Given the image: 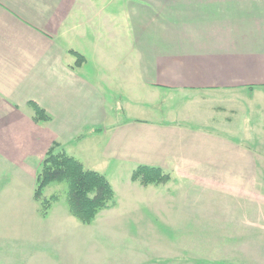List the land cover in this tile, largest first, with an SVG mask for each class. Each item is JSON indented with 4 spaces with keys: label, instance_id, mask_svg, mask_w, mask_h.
Listing matches in <instances>:
<instances>
[{
    "label": "crops",
    "instance_id": "crops-1",
    "mask_svg": "<svg viewBox=\"0 0 264 264\" xmlns=\"http://www.w3.org/2000/svg\"><path fill=\"white\" fill-rule=\"evenodd\" d=\"M254 98L264 99V0H0V203L32 194L56 145L113 178L146 224L198 220L216 225V242L250 240L232 227L253 222L219 199L257 176ZM254 120L259 133L247 131ZM138 167L168 179L143 186Z\"/></svg>",
    "mask_w": 264,
    "mask_h": 264
},
{
    "label": "rangeland",
    "instance_id": "rangeland-1",
    "mask_svg": "<svg viewBox=\"0 0 264 264\" xmlns=\"http://www.w3.org/2000/svg\"><path fill=\"white\" fill-rule=\"evenodd\" d=\"M254 100V105L264 106V99ZM117 111L118 119H123V112ZM257 123L254 120L251 129L252 124H247V131L259 133L261 130L257 131L255 125L261 126ZM248 142L246 146L259 159L252 188L245 194L238 193L240 196L222 192L220 199L216 193V200L240 205L234 216L245 217L253 225L251 230L238 225L232 230L237 227L236 234L249 235L250 240L216 242L211 240L216 225H199L198 220L176 226L146 224L148 218L133 217L131 203L120 200L122 193L113 188V206L99 211L90 223L84 224L69 212L67 183L54 182L44 189L43 197L58 199L45 216L40 203L34 200V190L18 203H0V264H264V144L258 138ZM104 177L109 182L113 180ZM111 182L117 188L118 183ZM244 202L250 206L245 208ZM216 252L222 255L216 256Z\"/></svg>",
    "mask_w": 264,
    "mask_h": 264
},
{
    "label": "trees",
    "instance_id": "trees-1",
    "mask_svg": "<svg viewBox=\"0 0 264 264\" xmlns=\"http://www.w3.org/2000/svg\"><path fill=\"white\" fill-rule=\"evenodd\" d=\"M35 119H47V115L35 108ZM53 145L45 154L37 172L34 200L39 202L42 215H46L57 196L43 197L44 189L54 182H66V200L69 212L80 222L88 224L101 210L114 204V192L110 182L103 175L87 170L82 163L68 156L64 151H57ZM131 179L141 185L161 183L168 177L159 169L138 167L132 172Z\"/></svg>",
    "mask_w": 264,
    "mask_h": 264
}]
</instances>
